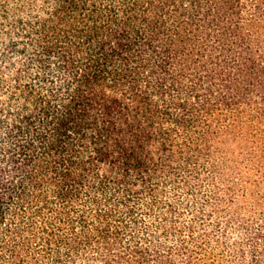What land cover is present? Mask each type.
Returning a JSON list of instances; mask_svg holds the SVG:
<instances>
[{
	"label": "trees",
	"instance_id": "1",
	"mask_svg": "<svg viewBox=\"0 0 264 264\" xmlns=\"http://www.w3.org/2000/svg\"><path fill=\"white\" fill-rule=\"evenodd\" d=\"M0 264H264V0H0Z\"/></svg>",
	"mask_w": 264,
	"mask_h": 264
}]
</instances>
